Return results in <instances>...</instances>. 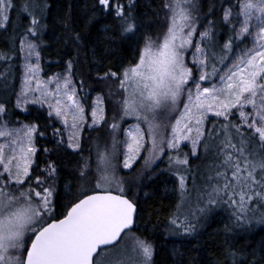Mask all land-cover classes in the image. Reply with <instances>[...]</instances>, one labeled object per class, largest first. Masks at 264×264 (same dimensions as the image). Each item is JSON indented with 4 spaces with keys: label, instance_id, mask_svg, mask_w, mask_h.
I'll list each match as a JSON object with an SVG mask.
<instances>
[{
    "label": "snow or ice",
    "instance_id": "obj_1",
    "mask_svg": "<svg viewBox=\"0 0 264 264\" xmlns=\"http://www.w3.org/2000/svg\"><path fill=\"white\" fill-rule=\"evenodd\" d=\"M57 3L0 0V264L264 261L239 242L264 226V0ZM157 176L175 204L138 234Z\"/></svg>",
    "mask_w": 264,
    "mask_h": 264
},
{
    "label": "trees",
    "instance_id": "obj_2",
    "mask_svg": "<svg viewBox=\"0 0 264 264\" xmlns=\"http://www.w3.org/2000/svg\"><path fill=\"white\" fill-rule=\"evenodd\" d=\"M49 2L52 4L53 10L55 11L58 8L57 0H49ZM61 2H66V0H61ZM138 2L140 4L141 11L147 13V16L150 20L155 19L152 11H150L149 9H157L159 0H138ZM160 15L161 17L163 16L162 13ZM161 27H162V23L160 22L154 23L151 31L155 33L157 30H160ZM57 31L59 30L57 29ZM225 38L226 37H221L219 42L223 44ZM45 40L48 41V43L52 45L53 50L59 47L58 45L55 44L54 41L49 39V36L47 34L45 35ZM0 46H2V42H0ZM120 55L121 53L118 52L115 55L110 56L105 61V63L110 62L113 65H116L117 63L120 62ZM122 55L124 57V60H123L124 64H127L128 62H132L133 54H132L131 48H127L123 50ZM59 70L60 69L56 67L55 65L51 66L50 68L46 66V71L48 72V74H51V72L53 71H59ZM82 70L87 72L86 67L83 68ZM14 72L16 76V79L14 82L16 86L19 87V69H15ZM88 85H91L92 88L95 89V91H97V89L101 87V85L97 84L93 80H87L86 87ZM20 119L22 120L26 119V114H21ZM89 135H91L92 137H95L97 133L90 132ZM89 143L90 142L87 140L84 143L85 155L88 154ZM40 144H45L48 147L52 146L50 143H46V141H43V140L40 141ZM157 166L161 168L164 167V165L160 163H158ZM144 185L145 186H143L141 191L139 192V201L146 209H154V211H152L151 213V223H147L149 219L148 214L145 212L141 213L140 227L138 230V234L140 232H143L144 229L147 227L149 231L145 232L144 234L150 235L152 234L153 226L157 224L158 218L162 225L164 219L167 217L168 213L171 211L172 207L174 206L176 198H175L174 193L170 191L167 193L165 192V177L164 176H157L151 181H145ZM167 187L169 189H171L172 187L171 177H167ZM72 191L74 192L75 189H73ZM58 192H59V196L57 198L58 205L59 203L66 202L68 199H70V195L64 188L63 182H61L60 185H58ZM145 193H148V195L145 196ZM58 211H62V209L58 207ZM217 227H219L218 223H216L215 221L212 222L210 226L206 229L205 235L202 237V239H208V235L214 232ZM153 238L156 240L157 244L161 243V239L158 233L155 236H153ZM262 241H264V226L256 225L253 229L252 234L250 235L245 234V236L242 239H240L239 242L241 245H245V244L250 245L249 250H251V248L258 249ZM193 255H196V253H193ZM156 260H157V264H170V260L168 258V251L166 250L165 247H160L158 249V255L156 256ZM260 264H264V261H261Z\"/></svg>",
    "mask_w": 264,
    "mask_h": 264
},
{
    "label": "rangeland",
    "instance_id": "obj_3",
    "mask_svg": "<svg viewBox=\"0 0 264 264\" xmlns=\"http://www.w3.org/2000/svg\"><path fill=\"white\" fill-rule=\"evenodd\" d=\"M162 15H163V13H162ZM161 28H162V27H161ZM190 66H191V65H190ZM205 86H207V85H205ZM113 87H115V84H113ZM100 88H101V87H100ZM100 88L97 89V91H99ZM104 90H105V92L108 91L107 88H105ZM91 95L94 96V95H95V91L92 92ZM109 107H111V105H109ZM111 114H112L111 112L108 113L109 116H111ZM131 123H134V120L129 119V120L127 121V123L123 124L122 126H123V127H127V125H128V124H131ZM121 138H122V133H121ZM158 163H159V162H158ZM141 164H142V159H141L140 162H138V163L135 165L134 170H135V169H138V168L141 166ZM134 170H133V171H134ZM120 175H129V171H128V170H121V171H120ZM193 195H194V194H193Z\"/></svg>",
    "mask_w": 264,
    "mask_h": 264
}]
</instances>
